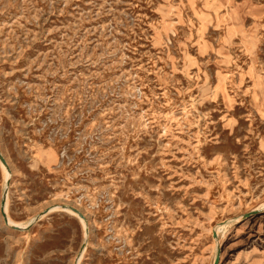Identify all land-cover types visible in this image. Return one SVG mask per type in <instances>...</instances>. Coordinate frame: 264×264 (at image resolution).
Wrapping results in <instances>:
<instances>
[{"label":"rangeland","instance_id":"1","mask_svg":"<svg viewBox=\"0 0 264 264\" xmlns=\"http://www.w3.org/2000/svg\"><path fill=\"white\" fill-rule=\"evenodd\" d=\"M0 156V264H264V0H0Z\"/></svg>","mask_w":264,"mask_h":264},{"label":"water","instance_id":"2","mask_svg":"<svg viewBox=\"0 0 264 264\" xmlns=\"http://www.w3.org/2000/svg\"><path fill=\"white\" fill-rule=\"evenodd\" d=\"M0 161L4 164V161H3V159L1 158V156H0ZM3 206H4V201L1 202V211H2V209H3ZM1 213H2V212H1ZM2 216H3V218H5L4 215H3V213H2ZM4 221H5V220H4ZM219 256H220V250L217 249V251H216V257H215V260H214V263H213V264H218V262H219Z\"/></svg>","mask_w":264,"mask_h":264},{"label":"bare ground","instance_id":"3","mask_svg":"<svg viewBox=\"0 0 264 264\" xmlns=\"http://www.w3.org/2000/svg\"><path fill=\"white\" fill-rule=\"evenodd\" d=\"M2 213H3V215H4V217L5 218H3L4 220H5V222L7 223V218H6V216H5V214H4V211H3V209H2V211H1Z\"/></svg>","mask_w":264,"mask_h":264}]
</instances>
